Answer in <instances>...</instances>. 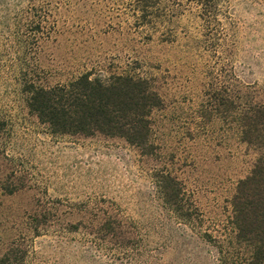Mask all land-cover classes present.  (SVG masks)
I'll return each mask as SVG.
<instances>
[{
  "label": "rangeland",
  "instance_id": "obj_1",
  "mask_svg": "<svg viewBox=\"0 0 264 264\" xmlns=\"http://www.w3.org/2000/svg\"><path fill=\"white\" fill-rule=\"evenodd\" d=\"M133 1L48 0L36 9L46 17L36 32L16 0H0L5 264L213 263L196 234L224 233L237 184L257 159L240 141L231 104L264 99V0H225L214 26L188 6L142 23ZM86 73L150 80L161 100L150 148L53 136L28 112L21 79L52 87ZM159 174L194 207L191 228L164 207Z\"/></svg>",
  "mask_w": 264,
  "mask_h": 264
},
{
  "label": "trees",
  "instance_id": "obj_2",
  "mask_svg": "<svg viewBox=\"0 0 264 264\" xmlns=\"http://www.w3.org/2000/svg\"><path fill=\"white\" fill-rule=\"evenodd\" d=\"M25 24L43 29L46 17L37 11L48 0H16ZM225 0H134L138 21L170 19L179 10L195 7L206 26L220 23ZM42 8V7H41ZM32 12V13H31ZM21 94L28 112L53 136L102 135L118 137L140 150L150 148V116L161 105L149 79L136 75L103 77L83 74L65 84L47 87L21 79ZM240 141L257 156L255 165L237 184L231 200V217L224 233L214 238L196 235L212 248V264H264V99L231 104ZM163 205L185 227L196 223L194 207L183 198L180 185L168 175L154 177ZM106 223V218L94 217ZM200 230V229H199ZM9 261L0 259V264Z\"/></svg>",
  "mask_w": 264,
  "mask_h": 264
}]
</instances>
